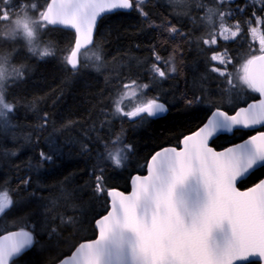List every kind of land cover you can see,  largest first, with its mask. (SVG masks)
I'll use <instances>...</instances> for the list:
<instances>
[{
    "label": "snow or ice",
    "instance_id": "6c2138e0",
    "mask_svg": "<svg viewBox=\"0 0 264 264\" xmlns=\"http://www.w3.org/2000/svg\"><path fill=\"white\" fill-rule=\"evenodd\" d=\"M149 3L150 0H0L2 132L19 127L12 118L21 102L9 99V88L23 81L27 65L17 66L14 60L20 55L43 60L59 54L73 76L90 67L99 72L106 67V61L103 46L94 36L103 19L120 10L136 11L149 27L166 33L174 43L181 39L206 46L211 52L208 71L223 79L230 94H238L241 89L258 94L252 102L245 101L246 106H237L231 112L210 98L193 95L190 99L184 95L188 106L203 104L207 99L208 115L196 130L181 138L178 146L164 147L152 154L143 165L147 174L131 177L129 193L105 183L107 168H123L132 154L123 129L107 140L97 134L94 145L91 133H98L105 125L110 127L111 121H101L99 129L95 124L86 129L88 142L80 144V151L93 154L92 148H96V163L89 174L94 178L93 194L97 198L106 196L107 206L98 213L93 209L95 238L72 246L57 264H264V178L244 190L238 187L264 168V131L221 150L213 146L222 135L264 127V30L258 32L252 26L255 23L264 27V0H245L235 8L230 7L235 0H166L174 8V17L189 16L194 26H208L209 30L200 37H195L192 30L185 32L169 17L159 23L151 20ZM249 6L251 18L242 25L235 16L245 13ZM189 9H204V15L190 16ZM56 33H72L70 44L60 49L57 41L44 39ZM249 33L258 37L259 47L253 48L248 42L246 52L233 55L228 45L243 47ZM21 41L25 42L23 46ZM179 52L177 43L165 59L152 46L154 62L149 72L153 82L168 79L178 71ZM229 66L234 71H229ZM150 87L134 79L121 80L115 94L108 98L111 111L101 108V115L144 122L167 113L168 105L159 95L148 96ZM29 107L35 109V101L29 102ZM37 120L35 131H46L49 114L44 112ZM72 123L63 127H71ZM40 139L37 136L33 141L31 133L25 136L27 142L36 145ZM46 147L47 151L40 149L38 159L30 164L33 170L61 154V145L51 134L46 138ZM4 154L16 156L18 150H4ZM30 187L31 175L20 177L16 189L7 184L0 186V218L28 210L34 202L31 198L13 197H20L21 191L29 192ZM58 199L65 200L68 207H78L71 203L75 199L72 191L62 190ZM57 207L53 200L47 208L50 220L45 234L49 239H59L62 230L80 223L77 216L58 212ZM19 222L23 224L19 230L0 235V264H25L24 257L39 242L36 228L26 224L23 217Z\"/></svg>",
    "mask_w": 264,
    "mask_h": 264
},
{
    "label": "trees",
    "instance_id": "16d2710c",
    "mask_svg": "<svg viewBox=\"0 0 264 264\" xmlns=\"http://www.w3.org/2000/svg\"><path fill=\"white\" fill-rule=\"evenodd\" d=\"M40 2L43 3V0ZM207 2L210 3V0ZM244 3L245 0H235L230 7L235 8ZM147 10L151 20L159 23L164 17H169L178 26L182 25L185 32L192 30L195 37L208 31L202 24L194 26L189 16L174 17V8L166 0H150ZM251 12L252 8L249 6L245 13H237L235 19L243 25L245 20L251 18ZM189 14L202 17L204 9H189ZM254 25L255 23L252 26ZM250 35H247V42L243 47L229 44L230 52L233 55L246 52L248 42L254 46ZM71 37L72 33H56L44 39L57 41L58 48L63 49L70 44ZM94 39L102 44L105 54L106 67L99 72L90 67L73 76L61 63L59 54L43 60L30 54L27 57L20 55L14 60L17 66L25 64L27 67L24 69L23 81L9 88V99L21 102L12 118V122L19 127L10 128L6 132L0 131V186L7 184L10 189H16L20 177L31 175L29 192L21 191L20 197L13 198H31L34 202L25 212L8 213L0 218V234L22 227L23 224L19 222L21 217L30 227L36 228L39 242L24 257L25 264H56L61 257L70 253L72 246L83 239L95 237L93 209L97 213L102 212L107 206L108 198H97L93 194L94 178L89 172L96 163V148H92L93 154H81L80 151V144L88 142L84 135L86 129L93 124L99 129L101 121H111L110 127L105 125L98 133H91L93 145L97 134L107 140L123 129L124 138L132 145L133 151L123 168H107L105 183L109 188L127 192L131 177L144 172L143 165L152 154L162 147L178 146L180 139L196 130L208 115L207 99L203 104L188 106L183 100L184 95L190 99L193 95L210 98L216 105L230 112L236 105H242L256 96L244 90L238 94L233 91L232 97H228L224 93L227 86L223 79L208 71L211 52L206 46L181 39L174 43L166 33L149 27L148 21L136 11L108 14L99 24ZM177 43L180 47L176 57L178 71L170 74L168 79L153 82L149 72L154 62L152 46L155 45L160 56L167 59ZM232 70L229 66V71ZM129 79L137 80L140 84H151L148 96L159 95L168 105V113L161 118H148L141 125H138L139 121L130 122L128 119L122 120L119 125L112 116L101 115V108L111 111L108 98L115 94L119 82H127ZM238 96L242 99L241 102H236ZM224 99L231 100V104L224 106ZM32 101H35V109L29 107V102ZM44 112L49 114L50 122L46 131L38 133L35 131L37 117ZM69 121L73 122L71 127L64 128ZM260 130H264V127ZM251 132L255 131L239 130L232 135H222L215 139L213 146L216 149L224 148L242 140ZM30 133L33 141L37 136L41 137L38 145L25 140V136ZM50 134L60 143L61 154L54 157L53 162L44 164L39 170H33L30 164L36 162L40 149L47 151L46 138ZM4 150H18V155H5ZM263 176L264 168H260L250 178L239 183L238 187L247 188ZM62 190L75 193V199L71 203L78 207H68L65 200L58 199ZM32 193L35 195L32 196ZM53 200L58 203V212L75 215L80 220L73 229L62 230L59 239H49L45 234L50 220L47 208Z\"/></svg>",
    "mask_w": 264,
    "mask_h": 264
},
{
    "label": "rangeland",
    "instance_id": "374dc122",
    "mask_svg": "<svg viewBox=\"0 0 264 264\" xmlns=\"http://www.w3.org/2000/svg\"><path fill=\"white\" fill-rule=\"evenodd\" d=\"M205 11V10H204ZM204 15V14H203ZM204 26H206V28H207V30H209L208 29V26L207 25H204ZM254 27H257V29H258V32L259 31H261V30H264V29H262V27H261V25H259V24H255L254 25ZM251 36V41L254 43V46H253V48H258L259 47V42H258V37H256V38H254L252 35H250ZM25 42L24 41H21V46H23V44H24ZM17 65V64H16ZM232 71H234V69L232 70ZM226 86H227V84H226ZM227 88H228V86H227ZM242 91H244V89H241V90H239V92H242ZM248 91V90H247ZM234 92H236V91H234ZM238 92V93H239ZM250 94H251V92L250 91H248ZM224 93H226L227 94V96L228 97H232V93L230 94L228 91H227V89L226 88H224ZM128 96L129 97H131L132 96V92L131 91H129V93H128ZM240 96H238V100L236 101V102H241L242 101V99L240 98ZM225 100V99H224ZM223 100V101H224ZM229 101H231V100H225L224 102H223V105L224 106H229L231 103H229ZM220 107H222V106H220ZM235 107H237V105L235 106ZM112 119H115V121L117 120V123L119 124V125H121V121L122 120H124V119H121L120 117H114V116H112ZM138 125H141V122H139V124ZM138 125L136 126V127H138ZM126 163V162H125Z\"/></svg>",
    "mask_w": 264,
    "mask_h": 264
},
{
    "label": "water",
    "instance_id": "95a60500",
    "mask_svg": "<svg viewBox=\"0 0 264 264\" xmlns=\"http://www.w3.org/2000/svg\"><path fill=\"white\" fill-rule=\"evenodd\" d=\"M120 11H124V10H120ZM257 96H258V94H257ZM250 102H252V101H250ZM249 102V103H250ZM243 106H246V104L245 105H243ZM243 106H240V107H243ZM168 113V112H167ZM167 113H164V114H162L161 116H159L158 118H160V117H163V116H165ZM155 119V118H154ZM259 128H261V126H256V129H259ZM255 129V130H256ZM241 130H253V129H241ZM256 133H254V134H252V135H255ZM229 135H232V134H229ZM251 136V135H250ZM250 136H248V137H246V138H244L243 140H245V139H248ZM243 140H241V141H239V142H236V143H241V142H243ZM236 143H234V144H236ZM231 145H233V144H231ZM231 145H229V146H231ZM166 147H171V146H166ZM226 147H228V146H226ZM162 148H164V147H162ZM162 148H160L159 150H161ZM225 148V147H224ZM223 149V148H222ZM159 150H157V151H159ZM217 150H221V149H217ZM147 174V172H146V169H145V171H144V173L143 174H140V175H146ZM136 175V174H135ZM262 178H264V176L262 177ZM252 186V185H251ZM250 187V186H249ZM244 189H246V188H241V190H244ZM116 190H118V191H122V190H119V189H116ZM131 191V183L129 184V190L127 191V192H125V193H129ZM122 192H124V191H122ZM17 230H19V229H16V230H10V231H17ZM9 232V231H8ZM8 232H5V233H2V234H0V235H7L8 234ZM95 238V237H94ZM92 239V238H91ZM57 264V263H56Z\"/></svg>",
    "mask_w": 264,
    "mask_h": 264
},
{
    "label": "flooded vegetation",
    "instance_id": "af4514ba",
    "mask_svg": "<svg viewBox=\"0 0 264 264\" xmlns=\"http://www.w3.org/2000/svg\"><path fill=\"white\" fill-rule=\"evenodd\" d=\"M161 118V117H160ZM150 119H154V118H150ZM155 119H157V118H155ZM254 132H251V133H249L248 135H246V136H249V135H252ZM246 136H245V138H246ZM244 139V138H243ZM180 142V141H179Z\"/></svg>",
    "mask_w": 264,
    "mask_h": 264
}]
</instances>
